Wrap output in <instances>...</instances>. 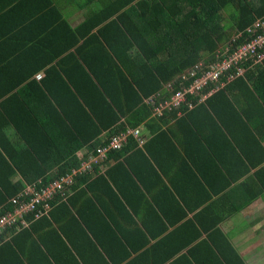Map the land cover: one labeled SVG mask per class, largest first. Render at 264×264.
I'll use <instances>...</instances> for the list:
<instances>
[{
	"label": "trees",
	"instance_id": "obj_1",
	"mask_svg": "<svg viewBox=\"0 0 264 264\" xmlns=\"http://www.w3.org/2000/svg\"><path fill=\"white\" fill-rule=\"evenodd\" d=\"M18 1L0 0V98L29 79L27 87L50 105L54 122L51 119L47 125L43 121L42 131L20 135L13 144H1L8 160L0 153V220L14 213L16 202L23 198L30 202L33 197L11 180L16 172L29 189L40 193L70 174L79 165L78 156L96 157V163L87 173L73 174V183L65 186L63 194L55 192L40 202L39 211L44 204L50 206L46 214L36 218L34 212H24L1 232L0 263L8 259L10 264H24L19 261L26 255V264H160L199 238L201 231L205 238L173 264H205L212 258L217 264H243L212 228L221 217L210 218L207 213L212 207L208 205L201 212L205 216L197 214L184 221L172 231L175 236L164 239L167 226L185 218L183 208L191 211L208 199L198 195L197 200L189 184L201 189L209 173L217 176L208 169L205 148L193 145L199 122L215 124L210 120L214 103L189 110L188 101L183 100L184 115L176 128L158 132L142 149L129 134L119 149H108L105 157L98 158V151L128 129L138 130L142 122L152 129L155 124L149 125L154 119L148 105L153 112L159 103L154 107V100L150 104L149 99L164 83L193 67L203 53L208 55L196 76L208 64L221 62L224 57L220 60L213 50L229 38L226 31H235L226 41L230 51L259 34L255 25L264 17V0H40L30 14L32 22L23 27L19 20L14 22L13 6ZM67 2L75 11L86 10L83 21L73 29L56 9ZM226 7L234 8L232 13L225 15ZM28 45L29 50L40 47L45 52L43 63L56 60L39 81L30 79L40 72L38 62L20 58L23 54L11 58ZM235 82L242 86L239 78ZM219 101H224L219 105L230 104L226 98ZM7 105L1 102L0 119L10 115ZM158 116L162 121V114ZM25 123L32 126L36 122ZM169 133L175 139L182 134V143L172 144ZM190 151H205L206 156L192 157ZM162 175L171 176L168 184ZM255 176L259 187H254V198L264 190V173ZM150 192L153 195L146 197ZM140 212V220L135 219ZM180 238L185 240L179 242ZM152 239L156 241L145 249ZM177 241L175 248L167 246Z\"/></svg>",
	"mask_w": 264,
	"mask_h": 264
},
{
	"label": "crops",
	"instance_id": "obj_2",
	"mask_svg": "<svg viewBox=\"0 0 264 264\" xmlns=\"http://www.w3.org/2000/svg\"><path fill=\"white\" fill-rule=\"evenodd\" d=\"M39 2L40 0H19L16 5L11 4V7L14 5L13 8L16 15L14 22L19 20L22 27L25 26L27 22H32L30 14L35 10V8H33L35 3ZM26 5L29 9L26 8ZM56 9L61 15L62 20L67 22L72 29L83 21L84 14L86 13V10L75 11L74 6L68 2L61 6H56ZM229 39L230 37L227 40ZM227 40L218 42L213 50V53L219 55L220 60L224 57L222 55L223 49H227V55L232 54L236 50L230 51L228 44L223 45ZM22 41H24V37L20 39V42ZM30 47L28 45L25 49L18 50L15 54L11 55V58L15 57V55L23 54L20 58L24 57L25 60L31 59L38 62L40 72L34 76L32 75L30 79L33 77L36 81H39V79H36V75H41L42 77L43 71L51 66H55L56 60L49 64L43 63L45 62L43 61L45 52H43L40 47L39 49L33 48V50H29ZM26 51L29 52L26 53ZM69 51H73V48ZM68 52L64 53L62 56L66 55ZM203 54L208 55L205 53ZM159 57L164 58L165 55H159ZM201 60H203V58ZM201 60L173 79V81L180 79L178 84H174L173 81L166 82L162 85L163 90L161 88L159 91L160 93L157 92L153 94L154 107H156L158 103L169 104V109L162 111L163 120L161 121L158 115L155 116L153 114L154 110L152 112L151 106L147 104L151 110L150 118L154 119V121L149 122L151 123L149 125L155 124L151 126L153 130L147 127V123L145 126V122H142L141 125L137 127L139 134L135 143L136 147L142 149L145 143L158 132L163 131L167 133L171 128H176L177 120L184 115V108L182 107L184 104L183 100L188 101L186 103L189 105V110H193L194 107L198 105L207 108V103H214L212 105V109L214 110L212 111L213 114L210 120L215 124L206 120L199 122L197 124L198 130L194 133L195 141L193 145H198L202 147V149L204 147L208 156L204 154L205 151H190L189 153H191L192 157L193 155L206 156L209 162L208 169L210 168L212 171L216 172L217 176L209 173L204 182L202 181L200 183L201 189L198 185L189 184L197 200H200L198 195H200L201 198H203L202 196H208V199L202 200L203 202L191 211L183 208L186 213L185 218L178 220L174 225L169 224V226H167V231L164 233V235H166L164 239L169 236H175L172 231H175L184 221V223L191 221L197 214L205 216L206 213L201 212L208 205L212 207L207 213L210 218L215 216L221 217L219 221L212 225V228H215L217 232L221 234V237L227 240L236 256L242 260V263L264 264V190L255 198L251 196L255 192L254 187H259L255 175L257 173H264V58L257 62H254V58L238 61L235 67L222 69L220 74L215 75L216 79H212V75L209 79H207L206 76L204 77V73L212 71V68L209 66L210 64L206 66H209L208 70L205 69V71H200L199 76H196V71L203 67V62L198 65ZM30 68L35 69L36 66L30 65ZM238 68L242 70L241 74L238 73ZM189 71H191V73ZM189 77H193L194 80L190 82ZM202 78V85L196 88L195 86L198 83L195 81ZM237 78L240 79V83L243 87L236 85L235 80ZM28 82L29 79L26 82L14 85L13 90H11L9 94L0 98V106L3 100L7 101V110L10 112V115L4 114L3 119H0V153L5 158L6 155L4 151H2L1 144H13V140L18 139L20 135L26 133L33 134L37 130L42 131L44 127L41 123L43 121H46L47 125L51 119V124L54 122L53 118H50L51 116L48 111L51 108L49 107L50 105H48L43 98L38 97L36 93V96H34L32 87H27ZM184 83H188V85L185 86ZM184 91H186L185 94L187 95L184 96V99L179 100V97H175L177 92L182 93ZM9 95L11 96L7 99ZM45 98L51 100L53 103L50 96ZM222 98H226L230 104L225 101L227 105H219L220 102H224L219 101ZM172 113H175V116H172ZM150 118H148L147 121L150 120ZM25 120L36 123L35 125L27 126ZM168 135L171 143L175 146L182 143L179 141L180 139L183 140L182 134L178 135L177 139L173 138L170 133ZM179 153L180 156L184 155V151H179ZM76 155H80V152H77ZM171 158L175 159V157ZM6 159L8 160V158ZM105 169L106 168L100 169L97 174H103ZM165 170H167L171 176H176V174L172 172L173 170H169L168 168H165ZM200 170L204 172L203 174H207L205 173V168ZM218 173L220 175H218ZM171 176L167 178L162 175L164 184H168ZM196 176L201 179L200 174ZM11 180L23 185L24 188H30L28 183H26L18 172L12 175ZM174 181L178 183L177 180ZM244 189L250 190L246 191ZM150 195L153 194L150 192L146 194V197H150ZM230 212L232 213L229 214ZM172 213L170 212V216H177L176 214L172 215ZM223 214L229 215L225 217ZM141 216L142 212H140L139 216L135 219L140 220ZM125 228L132 230L134 227L133 225H125ZM204 233L205 232L200 231L199 238L180 250V252L172 258L160 264H173L172 262L175 258L181 255V257L186 256L187 250L191 248V246H194L198 241L205 238ZM168 239L169 238H167V240ZM184 240L185 239L180 238L179 242ZM155 241V239L149 240L145 249ZM176 244H178V241L169 243L167 246L173 249L176 247ZM223 250L225 254H229L227 249ZM25 257L26 255L21 258V261H17L26 264ZM218 259L220 261L219 257ZM0 264H10V261L4 259L3 263ZM205 264L217 263L212 258L211 263L205 262Z\"/></svg>",
	"mask_w": 264,
	"mask_h": 264
},
{
	"label": "built area",
	"instance_id": "obj_3",
	"mask_svg": "<svg viewBox=\"0 0 264 264\" xmlns=\"http://www.w3.org/2000/svg\"><path fill=\"white\" fill-rule=\"evenodd\" d=\"M255 26H257L260 30L259 34L254 35V37L238 46L235 50V52H233L230 55H227V49H223L222 51V55L224 56V59L219 63V64H215V66L211 69L212 71L210 72H206L205 76L207 77V79L210 78V76L212 75V79H216L217 74L221 73L222 69H226L229 67H235V64L238 61L241 60H245L247 58H254V62L260 61L264 58V17H262V21L258 22ZM37 79L41 78L40 75L36 76ZM194 83V82H193ZM202 85V83H198L195 87L199 88V86ZM186 91L180 93L177 92L175 94V97H179V100L184 99V94ZM150 104H153V99H149ZM165 109H169V104L168 103H159L157 105L156 108H154V111L158 114L161 115L162 111ZM131 134L133 135L135 138L138 137V130H132V129H128L126 131V134H120L118 137H114L110 144H108L106 146V148H103L102 150L98 151V158H103L105 157V152L108 149H119L120 148V141H126V137ZM79 167L77 169L73 168L71 170V173L66 175L64 178L60 179V181H56L54 184V187H50L48 190H44L42 192H36L33 191L31 189H25V194L30 193L33 195V197L30 199V202H26L25 198H23L22 200H20V202H16L15 200H12L13 203L16 202V206H14V213L13 214H9L8 217L3 218L0 220V234L3 230H5L6 227L11 226L12 222L15 221L17 218H12L13 215L17 214V217L21 218V214L24 212H34L35 213V217L39 218L41 215L46 214L48 208L50 207L47 204L43 205V210H37V208L40 205V202L46 198V199H51L53 196V192L56 190H63L60 182H64L66 184H70L72 182V175L76 174L77 172H82V171H91L93 169V165L96 163V157L93 156H88L86 159L82 158L81 156H79ZM61 194H63V192L61 191ZM28 206L30 208H28ZM19 208L21 209V211L19 212H15V210ZM37 210V211H36ZM11 222H6V220H10Z\"/></svg>",
	"mask_w": 264,
	"mask_h": 264
},
{
	"label": "rangeland",
	"instance_id": "obj_4",
	"mask_svg": "<svg viewBox=\"0 0 264 264\" xmlns=\"http://www.w3.org/2000/svg\"><path fill=\"white\" fill-rule=\"evenodd\" d=\"M232 9H234V8H232V7H226V11L225 12H227L225 15H228V14H230V13H232ZM234 32L235 31H226V33L225 34H229V37H230V39L229 40H231L232 38H233V36H235L234 35ZM224 44H226V42L225 43H223V45ZM202 58L204 59L205 58V56H204V54L202 55ZM202 62H203V60H201L200 62H199V64L198 65H200V64H202ZM204 63V62H203ZM215 65H211L210 66V68H213ZM206 69L208 70V67H206ZM190 73H191V71H189ZM238 73L239 74H241L242 73V70L240 69V68H238ZM204 77H205V73H204ZM201 80H203V78L202 79H200V80H197V81H195L196 83H201ZM192 84V83H191ZM54 184L55 183H53L52 184V187H54ZM28 208H30L29 206H28ZM19 211H21V209H19V208H17L16 210H15V212H19ZM12 218H17V214H15V215H13L12 216ZM6 222H11V219L10 220H6Z\"/></svg>",
	"mask_w": 264,
	"mask_h": 264
},
{
	"label": "clouds",
	"instance_id": "obj_5",
	"mask_svg": "<svg viewBox=\"0 0 264 264\" xmlns=\"http://www.w3.org/2000/svg\"><path fill=\"white\" fill-rule=\"evenodd\" d=\"M36 76H37V75H36ZM40 76H41V75H40ZM36 79H37V78H36ZM78 167H79V165H78L77 167H74V168L77 169ZM71 170H72V169H71ZM85 172L87 173V172H89V171H82V172H79V173L82 174V173H85ZM64 177H65V176H61L58 180H55L53 183H55L56 181H60V179H62V178H64ZM53 183H52V184H53ZM72 183H73V179H72V182H71L70 184H72ZM52 184H50V187L52 186ZM60 184H61L63 190H62V189H61V190H56V191L53 192V195H54L55 192H60V193H61V191L63 192V191L65 190V186L70 185V184H66V183H64V182H62V181L60 182ZM51 188H52V187H51ZM51 188H50V189H51Z\"/></svg>",
	"mask_w": 264,
	"mask_h": 264
}]
</instances>
